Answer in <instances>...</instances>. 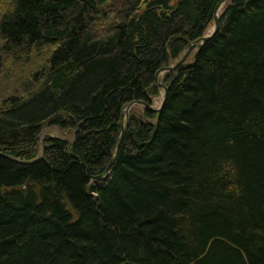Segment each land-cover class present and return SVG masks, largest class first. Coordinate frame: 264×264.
<instances>
[{
    "label": "trees",
    "instance_id": "trees-1",
    "mask_svg": "<svg viewBox=\"0 0 264 264\" xmlns=\"http://www.w3.org/2000/svg\"><path fill=\"white\" fill-rule=\"evenodd\" d=\"M219 1L0 0V72L37 66L0 79V264H264V0H226L92 180Z\"/></svg>",
    "mask_w": 264,
    "mask_h": 264
},
{
    "label": "rangeland",
    "instance_id": "rangeland-1",
    "mask_svg": "<svg viewBox=\"0 0 264 264\" xmlns=\"http://www.w3.org/2000/svg\"><path fill=\"white\" fill-rule=\"evenodd\" d=\"M222 8H223V6L221 7V9ZM191 55H192V52H191L190 56ZM7 64H9V63H7V61L5 60V65H3V67L6 68ZM35 64H36V61H35L34 57H29V60L26 59V60H23V61L20 62V66L18 67V69H15L16 66L11 68V69H9V71H7L8 74H6V75H5L6 69L3 70V67H2L3 71L1 70V72H0V79H1V81L2 80L5 81V82H3V84L6 86V88H8V90H6L5 96L7 94L8 95H12V94H20L21 95V94H23V92H22L23 91L22 90V84L24 82H26V81H29V78H30L29 76H31V72L37 67ZM39 64L40 63H37L38 66H39ZM164 71H165V69L162 70V72L159 75L163 76V74H164L163 72ZM1 74H2V76L4 75L5 77H2ZM29 83L32 84L30 81H29ZM155 101L156 102L154 104H155V106L157 108L159 103H161L160 97H158ZM48 134H53L54 136L55 135H61V133H60V131L58 130L57 127L49 126V124H48V126H46L41 131V133L39 135V143L40 142L42 143V138L45 135H48ZM39 152H41V149L39 150Z\"/></svg>",
    "mask_w": 264,
    "mask_h": 264
},
{
    "label": "bare ground",
    "instance_id": "bare-ground-1",
    "mask_svg": "<svg viewBox=\"0 0 264 264\" xmlns=\"http://www.w3.org/2000/svg\"><path fill=\"white\" fill-rule=\"evenodd\" d=\"M219 12H220V10H219ZM204 36V35H203ZM192 43V42H191ZM190 43V44H191ZM190 44L188 45V47H187V49L182 53V55L175 61V62H173L172 64H170L169 66H166V67H162V68H160L159 70H157V72H156V74H155V79H154V82H155V84H156V86H157V88H160V93H159V96L158 97H160V100L162 101L163 100V98H164V89H163V87H161V86H165L162 82H161V77L162 76H160L159 74L162 72V70H164L165 69V71L163 72L164 74L166 73V72H172L174 69H176L179 65H176L175 67H174V65L175 64H177V62L180 60V58H182V56L188 51V49H189V47H190ZM198 44H201V46H196V47H193L192 48V50L188 53V55H187V57H186V59L190 56V54H191V52H192V55L191 56H193V57H195V53L194 52H196L198 49H200L202 46H203V44L204 43H201V42H199ZM182 64V63H181ZM169 67H173V69L172 70H169L168 68ZM166 87V86H165ZM166 89H167V87H166ZM167 91V90H166ZM166 96H167V92H166ZM157 97V98H158ZM157 98H155L154 100H153V102H152V104H146V103H144V102H142V101H137V100H135V101H132V102H130L129 104H127L126 105V107L124 108V110H123V112H122V126H121V128L124 126V128L126 129V123H127V118H128V114H129V111H130V109L132 108V107H134V106H142V107H144V108H147V109H152V110H154V109H156V106H155V100L157 99ZM165 99H166V97H165ZM162 103H159V105L157 106V107H159L160 105H161ZM152 105V106H151ZM163 105H164V103H163ZM163 105H162V107H163ZM41 133V132H40ZM60 133H61V135H53V134H48V135H50L51 137H66V133H62L61 131H60ZM124 134H125V131H124ZM40 135V134H39ZM39 135L36 137V140H35V142H39ZM120 135H121V130H120ZM123 138H124V136H123ZM43 139V138H42ZM119 139H120V136H119ZM119 141V140H118ZM123 141V140H122ZM41 143V142H40ZM122 143V142H121ZM117 144H118V142H117ZM121 145V144H120ZM116 147H117V145H116ZM118 153V152H117ZM116 150H115V154H114V156H113V158H112V160L110 161V163L112 162L113 163V160H114V158H115V156H116ZM109 163V164H110ZM108 164V165H109ZM108 165H107V167H108ZM107 167H106V169H107ZM106 169H105V172H104V174L103 175H99V176H101V177H104V176H107V178H109V176H110V169H111V167H110V169L108 170V172L106 171ZM99 176H95V177H92V180L93 181H106V180H103V179H97V177H99Z\"/></svg>",
    "mask_w": 264,
    "mask_h": 264
},
{
    "label": "water",
    "instance_id": "water-1",
    "mask_svg": "<svg viewBox=\"0 0 264 264\" xmlns=\"http://www.w3.org/2000/svg\"><path fill=\"white\" fill-rule=\"evenodd\" d=\"M225 2H226V0H220V1L216 4V6H215L214 14H213V30H212L209 34L204 35V36H202V37H200V38L194 40V41L190 44V47H189L188 51L182 56V58H180V60L177 62V64L174 65V67H175L176 65H179V64L183 63V62L186 60V57H187L188 53L192 50L193 47H196V46L199 47V46H201V44H198L199 42H201V43H205L206 41H208V40L212 37V35L215 33V31L217 30V27H218V12H219L220 8L223 6V4H224ZM168 69H169V70H172L173 67H169ZM161 87H163V89H164V98H163V100L161 101L162 104H161L159 107H157L156 109H154V110L157 111L158 113H159V112L161 111V109H162V105H163V103H164V101H165L166 92H167V91H166L167 89H166L165 86H161ZM124 131H125V128H124V126H123V127L121 128L120 139H119L118 144H117V147H116V153L118 152L119 147H120V144H121V142H122V140H123ZM2 154H3V153L0 152V155H2ZM111 165H112V162L108 165V167H107V169H106L107 172H108V170L110 169ZM97 179H103V180H106V179H107V176H104V177L99 176V177H97Z\"/></svg>",
    "mask_w": 264,
    "mask_h": 264
}]
</instances>
